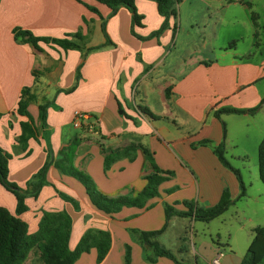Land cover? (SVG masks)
<instances>
[{
    "label": "crops",
    "instance_id": "1",
    "mask_svg": "<svg viewBox=\"0 0 264 264\" xmlns=\"http://www.w3.org/2000/svg\"><path fill=\"white\" fill-rule=\"evenodd\" d=\"M82 1L106 19L113 45L103 47L107 43L103 19L76 0H0V147L11 155L8 180L26 190L49 151L59 161L61 150L74 140L78 141L74 166L109 197L135 196L145 188V176L152 171L142 148L153 152L161 170L175 176L160 186V195L148 202L149 208H124L110 216L95 208L79 181L52 166L49 185L37 198L26 199L28 210L20 218L34 234L43 212L66 211L73 220L71 249L88 230H104L112 241L103 264H126L127 246L130 264H153L143 258V247L129 231H159L166 224L165 205L180 212L187 211L184 201L212 207L228 189L235 203L217 218L227 225L224 238L214 243L196 237L194 216H173L156 240L182 264H212L220 253L221 264H241L245 254L235 246L241 243L248 250L253 229L264 226V185L259 174L246 179L230 163L247 187L246 197L238 200L239 181L214 148L222 144L229 154L251 134L259 145L264 138V0H174L177 16L167 19L155 1L135 0L142 25L134 27L126 7L111 15L104 4ZM15 28L38 37L80 33L83 50L41 42L38 51L16 41ZM98 47L103 48L83 58L85 50ZM24 88L33 97L29 116L19 113ZM44 104L46 128L40 121ZM226 108L259 109L254 114L215 116ZM76 112L91 116L82 129L73 127ZM25 122H33L37 132L23 147L18 138ZM93 124L96 131L89 128ZM206 141L208 145L203 144ZM101 145L109 150L133 147L134 159H120L105 170ZM60 193L76 200L80 210ZM0 206L13 214L17 207L14 194L2 185ZM90 253L91 264H97L96 249ZM90 253L75 264H90L85 261ZM24 264H42L38 251L33 250ZM155 264L175 263L160 257Z\"/></svg>",
    "mask_w": 264,
    "mask_h": 264
},
{
    "label": "trees",
    "instance_id": "2",
    "mask_svg": "<svg viewBox=\"0 0 264 264\" xmlns=\"http://www.w3.org/2000/svg\"><path fill=\"white\" fill-rule=\"evenodd\" d=\"M76 1L83 4L91 12L99 15L103 19V31L107 39V43L103 47L113 45L106 32V19L102 17L100 11L96 7H93L82 0ZM95 1L109 7L112 10L111 15H114L119 8L126 7L132 14L133 27L142 25V16L137 12L135 0ZM153 1L158 4V10L161 16L166 19L171 16H177V12L174 8V0ZM165 26L166 23L162 26L161 30L154 34L156 35L162 32ZM132 33L137 36L134 29L132 30ZM13 34L16 41L30 44L38 51H42L39 46V43L41 42L57 45L64 50H83L81 44L79 43L83 40L80 33L68 34L64 38L38 37L29 30L15 28L13 30ZM103 47L85 50L83 58H86L87 53L102 49ZM74 89L75 87L72 88L70 92ZM32 101L33 97L31 96L30 91L27 88H24L22 90L21 101L19 102V113L29 116L27 107ZM47 109L48 104L40 105V121L42 128L47 127ZM258 109L259 108L242 111L226 108L215 112V116L220 118L222 114H254L258 111ZM1 116L2 114L0 113V117ZM94 131H96V129ZM36 132L37 128L34 127L33 122L23 123L22 134L18 138V142L25 147L29 139L36 137ZM203 144L208 145L209 141H206ZM77 147L78 141L75 140L65 146L61 150V155L63 157L59 161H56L54 159L53 152L49 151L47 161L28 182L26 190H22L16 184L11 183L8 180L9 161L11 159V155L0 147V185H2L9 192L13 193L17 200L15 214L11 213L6 207L0 206V264H24L33 250L38 251L39 259L42 264H75L83 254L90 253L92 249H96L97 251V264H103V261L108 255L112 240L111 234L104 230H88L79 241L77 247L75 249L70 248L73 220L66 211L43 212V216L39 224V230L34 234L29 232V225L20 218V216L28 210L26 199L28 197L37 198L42 188L49 185L47 173L52 166L56 167L63 175L73 177L79 181L85 188L86 194L95 208L110 216L120 213L124 208H149L147 207L148 202L156 197H159L160 186L165 181H168L175 176L173 171L161 170L155 161L153 152H151L148 148H142L146 156L148 166L152 171L151 174L145 176L147 181L145 188L135 196L109 197L97 189L95 182L87 173L74 166L73 163ZM101 148L105 156V170H109L110 167L120 159L129 156L130 160L134 159V156L130 155L133 151V147L119 150H109L105 148L104 145H101ZM214 153L217 155L219 161L226 168L231 170L237 177L241 188L238 200L246 197V184L240 171L233 168L229 160L225 157L224 145L221 144L220 146L215 147ZM259 177L264 185V138L259 146ZM59 195L65 201L72 203L77 211L80 210L79 204L76 200L62 193ZM234 203L235 201L232 199L230 191L226 189L224 190L219 202L212 207L203 208L198 204H195L194 201H184L183 204L187 208V211L180 212L170 205H165L166 224L163 229L151 232L130 230L129 233L143 247V258L147 262L155 264L158 258L165 257L173 261L175 264H182L174 253L163 248L156 240V238L166 230L170 219L173 216H194L196 221L208 223L225 214ZM253 234L254 239L241 264H264V226L254 228ZM130 262L131 248L127 246L126 264H130Z\"/></svg>",
    "mask_w": 264,
    "mask_h": 264
},
{
    "label": "rangeland",
    "instance_id": "3",
    "mask_svg": "<svg viewBox=\"0 0 264 264\" xmlns=\"http://www.w3.org/2000/svg\"><path fill=\"white\" fill-rule=\"evenodd\" d=\"M256 141L257 138L253 134H251L250 137L243 142V145L238 146V148L230 149L229 154L228 152H226L225 154V157L229 160V162L238 169H240L246 179H248V177L253 178L255 175L257 176V174H259L258 172L260 145L257 144ZM242 149L245 150L242 151ZM233 156L236 158H234ZM238 156L242 157L237 158ZM194 203L199 205L200 202L194 201ZM200 222L201 221H197L193 225V233L194 235H196V237H201L214 243H216L220 238H224L227 228V225H225L224 220L222 221V219H217L216 221H213L211 223ZM193 242L197 243V241ZM235 249L236 251L246 255L247 250L245 247L243 248L241 246V243L239 246H235ZM228 252L231 253V250L228 249ZM91 254L92 253L88 254V257H86L85 259V261L88 260L90 264L93 263V257H89ZM85 261L83 262L85 263Z\"/></svg>",
    "mask_w": 264,
    "mask_h": 264
},
{
    "label": "built area",
    "instance_id": "4",
    "mask_svg": "<svg viewBox=\"0 0 264 264\" xmlns=\"http://www.w3.org/2000/svg\"><path fill=\"white\" fill-rule=\"evenodd\" d=\"M91 119V116L88 113L85 112H76L74 119H73V127L76 129H82L85 125H88V121ZM91 131L95 130L94 125H91L90 127ZM223 254L220 253L216 258H214L212 264H221V258Z\"/></svg>",
    "mask_w": 264,
    "mask_h": 264
}]
</instances>
